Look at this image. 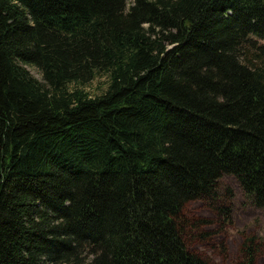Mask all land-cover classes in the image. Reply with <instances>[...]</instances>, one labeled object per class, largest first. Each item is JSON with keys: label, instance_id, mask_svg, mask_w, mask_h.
Listing matches in <instances>:
<instances>
[{"label": "trees", "instance_id": "trees-1", "mask_svg": "<svg viewBox=\"0 0 264 264\" xmlns=\"http://www.w3.org/2000/svg\"><path fill=\"white\" fill-rule=\"evenodd\" d=\"M258 39L264 0H0V264H210L184 205L264 208Z\"/></svg>", "mask_w": 264, "mask_h": 264}, {"label": "rangeland", "instance_id": "rangeland-1", "mask_svg": "<svg viewBox=\"0 0 264 264\" xmlns=\"http://www.w3.org/2000/svg\"><path fill=\"white\" fill-rule=\"evenodd\" d=\"M264 45L263 39H258ZM32 76L41 80L35 66H26ZM80 87L91 96L100 94L106 87V79L98 75L81 85L70 84L69 89ZM227 188L231 191L227 193ZM219 198L214 204L222 210L213 209L202 199L187 202L182 217L194 228H185L187 249L206 259L210 264H238L242 261V246L246 239L253 238L264 250V208L252 205L238 186L235 178L224 174L218 180ZM261 256L258 261H261Z\"/></svg>", "mask_w": 264, "mask_h": 264}]
</instances>
